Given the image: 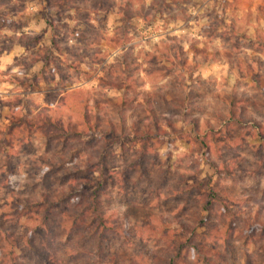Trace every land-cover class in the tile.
I'll list each match as a JSON object with an SVG mask.
<instances>
[{
  "label": "rangeland",
  "instance_id": "1",
  "mask_svg": "<svg viewBox=\"0 0 264 264\" xmlns=\"http://www.w3.org/2000/svg\"><path fill=\"white\" fill-rule=\"evenodd\" d=\"M111 65L126 69L127 76L135 78L134 93H139L135 103L150 91L151 96L164 90L171 94L168 98L176 96L178 100L164 110L180 133L167 137L158 148L155 154L159 165L155 170L148 169L147 177L137 167L124 171L137 149L129 143L131 138L100 133L83 136L88 146L85 152L98 156L97 149L103 150L104 162L113 174L105 179L107 196L103 203H109L113 193L110 209L119 210L137 223L160 213L173 219L171 214L178 215L184 208L192 219H197V214L207 216L208 207L201 197L212 195L221 178L205 160L193 122L184 119L182 101L190 104V119L198 121L205 134L215 133L219 126L231 122L227 110L235 98L245 103L250 119L245 118L239 126L235 122L232 135L215 138L212 158L221 174H226L227 165L235 168L232 175L238 183V198L246 197L240 194L244 191L247 196L251 194L250 203L264 200V149L257 147L258 141H245L241 135L243 129L246 136L262 124L256 112L264 104V0H0V225L7 222L6 228L17 232L26 222L16 214L11 221H5L3 209L7 205L19 207L23 198H29V185H34L45 169L49 170L46 174L50 182L68 181L71 171L77 178L84 174L79 172L82 167L78 160L85 156L77 140L75 147L82 155H74L77 159L72 164L58 168L50 163L53 150L36 131V117L69 113L78 100L71 94L73 91H83L86 99L96 102L119 98L123 90L105 85L112 81L105 69ZM147 70H156V74L164 71L166 78L162 81L158 75L151 83ZM23 122L32 131L27 138L19 133L26 141L20 145L16 140L11 148L10 134L17 123ZM20 137L15 135L14 139L21 140ZM104 139L106 149L101 148ZM59 147L65 146L62 143ZM59 147L53 156L61 160L66 153L59 152ZM221 151L225 154L222 160L217 156ZM257 159L263 164L258 165ZM159 167L166 172H160ZM253 169L256 172L251 175ZM99 176L96 171L84 178L94 183ZM109 183L116 186L111 189ZM193 184L199 189L194 190V198H189L183 192ZM221 184L233 187L228 181ZM95 189L90 187L89 195ZM196 203L206 211L199 212ZM127 228L103 245L104 262L112 254L115 264H133L143 252L151 255L154 246L151 249L152 244L145 242L143 235L137 237L133 227ZM92 232L89 227L81 229L80 234L88 241ZM206 232L201 224L195 234L200 233L202 239L198 242L205 241L208 248L201 253L194 248V253L183 257L185 264H209L208 254L231 264H256V242L251 243L256 236L249 237L244 245L232 243L227 254L218 239ZM25 233L22 226L20 235ZM126 233L130 235L127 239ZM179 234L178 247L181 242L186 246L192 243V233H186V237ZM91 248L92 255L100 251L97 242Z\"/></svg>",
  "mask_w": 264,
  "mask_h": 264
},
{
  "label": "trees",
  "instance_id": "2",
  "mask_svg": "<svg viewBox=\"0 0 264 264\" xmlns=\"http://www.w3.org/2000/svg\"><path fill=\"white\" fill-rule=\"evenodd\" d=\"M154 5L158 6L157 3H154ZM163 7L161 6V8ZM105 69L109 71L108 76L112 79L111 82L105 84L106 87L124 91L119 98L96 102L92 99H86L82 95L83 91H73L71 94L78 100L73 103L74 106L71 107L69 113H59L51 117L47 114H39L36 117V131L42 133V136L53 150L50 154L53 158L49 160L50 163L56 164L58 168H61L64 164H72L77 159L74 155H82L79 154V147H75V144L79 142L85 156L84 158L80 157L78 160L82 167L79 172L83 171L84 174L81 173L83 177L77 178L71 171L68 181L50 182L46 174L49 170L45 169L46 173L38 176L34 185H29V198H23L18 203L19 207L7 205L3 209L5 221H11L16 217V214L19 218H25L26 222L18 227L17 232L6 228L9 225L7 222L0 225V264H115L113 254L107 262H104L106 247L103 245L117 233L123 232L125 227H128V230L129 227H133L137 237H140V234L143 235L146 239L145 242L152 244L151 249L154 246L150 256H146L147 253L143 252L133 264H185L183 257H187L188 253L191 251L194 253L195 249L201 253L205 252V248H208L205 241L198 242L202 239L200 233L195 234L201 224L205 225L209 237L217 238L218 243L224 247V251L227 252L228 250L227 254H229L232 243L244 245L249 237L256 236L251 241V243L256 242V251H258L256 252V264H264V200L250 203L252 196H250L251 194L247 196L244 191H240V194L242 197H246L238 198L235 188L238 183L232 175L235 168H227L230 166L225 167L223 165L226 168L227 178L226 174H221L220 168L216 166L212 158L215 154V138L218 135L227 136L229 133L232 135V132L235 131L233 130L235 122L238 124L243 123L245 118L250 119L244 108L245 103H239L235 98L227 110L231 122L219 126L220 129L215 133L206 132L204 134L198 121L190 119L188 114L191 110L190 104L185 105L186 100L183 99L182 106L185 107L184 112L186 113L183 117L188 123L193 122L194 130L203 145L200 149L203 150L205 160L216 170L218 179L221 178L216 183L212 195H202L203 198L200 196L206 204L205 207H208L207 213L209 214L207 216L197 214V219H192V215L187 213L184 208L178 212V215L171 214L175 216L173 219H170L167 214L160 213L143 220L142 223H137L119 210L110 209L113 193L110 202L103 203L105 196H107V193L104 194V191L107 192L105 179L109 176L112 177L113 174L107 163L104 162L105 154L103 150L97 149L98 156L89 155L85 152L88 146L86 140L82 137L100 133L105 136L112 135L113 138L123 137V135L128 139L131 138V140H128L129 143L131 146H136L137 149H135V154L129 162L130 166L125 168L124 171L127 169L132 171L133 167H137L147 177L148 169L155 170L159 162V158L155 154L158 148L161 147L167 137L180 133L177 125L167 117L164 110L165 107L172 105L178 99L173 95L171 99L168 98L171 94L166 90L161 93L158 92L154 96H151L153 92L150 91L144 97L142 96L140 103H135L136 94L139 95V93H134L137 85L135 78L127 76L126 69L122 70V67L115 69V65H111ZM164 69L162 67V70ZM158 72L159 74H156V70L153 73L151 70H147L151 83H155L154 81L158 78V75L162 81L166 78L164 71L158 70ZM261 91L264 94V89ZM132 93L135 96L131 98ZM72 102L73 99L71 104ZM135 105L137 106L135 107ZM137 108H141V110ZM56 112L57 110H54L55 114ZM256 114L262 118V124H258L253 130L250 128L251 131L246 136H244L246 128L243 129L241 135L245 138L243 139L245 141H248V139L258 141L257 147L264 149V104ZM169 122L170 124L167 126L169 129H166L165 124ZM216 128L210 127V130ZM31 131L32 128L29 124L17 123L10 134L11 140L8 141H11V144L9 146L13 148L16 140L22 145ZM19 133L27 135L26 138H21ZM12 134H14V137H12ZM15 135L16 138L20 137L21 140L14 139ZM62 143L65 147L60 148L59 146ZM105 143L104 139L102 149H106ZM121 146L124 148L125 144ZM58 147L59 152L66 153L65 157L60 156L61 160L53 156L58 153ZM232 147L234 146L232 145ZM255 155L257 156V154ZM217 156L222 160L225 154L221 151L217 152ZM48 159L45 158L46 161ZM256 163L258 165L263 164L261 159H257ZM159 168L161 169L160 172H166L165 168ZM96 171L100 173L96 182L92 183L90 178H84L85 174L95 173ZM255 172L256 169H253L249 173L253 175ZM223 181L232 184V189L221 184ZM121 183L123 185V182ZM92 186H95L96 189L93 195H89V189ZM115 186L109 183L111 189ZM121 189L124 192V185L121 186ZM195 189L196 191L199 189L197 184L188 186L183 193L189 198H194ZM210 198H212L211 201ZM242 199H245L246 202ZM195 206H198L199 212L200 210L206 211L205 208L201 209L198 203ZM22 226L26 230L23 236L20 235ZM167 226L168 228H166ZM169 226L173 228L177 226L178 228L174 230ZM89 227L92 228L93 232L87 241L85 235L80 234V231ZM190 227H192L191 230H188ZM177 233L178 236L181 233V237H186V233H192L194 235V238L191 239L192 243L186 246L184 242H181L178 247ZM128 236L130 235L125 236L126 239ZM100 239L101 241H99ZM178 239L180 238L178 237ZM96 242L100 251L92 255L91 247ZM207 256H209L207 258L209 264H231L229 260L225 262V259L220 256L216 258H212L210 254ZM225 256L229 257L228 255Z\"/></svg>",
  "mask_w": 264,
  "mask_h": 264
}]
</instances>
